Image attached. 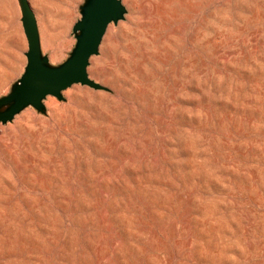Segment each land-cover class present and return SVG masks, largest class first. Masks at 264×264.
Segmentation results:
<instances>
[{"label":"rangeland","instance_id":"obj_1","mask_svg":"<svg viewBox=\"0 0 264 264\" xmlns=\"http://www.w3.org/2000/svg\"><path fill=\"white\" fill-rule=\"evenodd\" d=\"M81 1L29 0L53 64ZM122 2L87 68L106 89L0 122V264H264V0ZM20 18L0 0V95Z\"/></svg>","mask_w":264,"mask_h":264},{"label":"snow or ice","instance_id":"obj_2","mask_svg":"<svg viewBox=\"0 0 264 264\" xmlns=\"http://www.w3.org/2000/svg\"><path fill=\"white\" fill-rule=\"evenodd\" d=\"M78 20L80 35L71 57L63 64L53 65L41 56L39 47L26 71L14 84L6 99H0V110L8 105L10 111L19 112L31 104L40 103L48 94L70 86L74 79L86 71L88 58L96 51L109 26L120 27L119 20L127 10L121 0H82Z\"/></svg>","mask_w":264,"mask_h":264},{"label":"water","instance_id":"obj_3","mask_svg":"<svg viewBox=\"0 0 264 264\" xmlns=\"http://www.w3.org/2000/svg\"><path fill=\"white\" fill-rule=\"evenodd\" d=\"M17 1H18V4H19V7H20V11H21V18L20 19H21V22H22L23 31H24V34H25V37H26V41H27V50L25 51L26 63H25L23 72L21 73V75L16 80H14L10 84V87H9V90H8L7 93L10 92V90L14 86V84L19 81V79L21 78L22 74L26 71L28 65L31 62L32 56L35 54V52L37 50V47H39L41 56L46 57L49 60L47 54H45L42 51L37 18H36L35 13H34L32 7H31V4H30L29 0H17ZM121 2H122V0H121ZM122 4H123V2H122ZM82 6H83V4H82V1H81L78 4V11H79L80 15H81L80 8ZM126 11L124 12V14L126 13ZM124 14H123V17L121 19L124 18ZM78 20H79V18L74 22V24L72 26V35H73V37L75 39L74 45L70 49V51L68 52V55L65 58V60L62 61L61 63H58V64H63L65 61H67L71 57V55H72V53H73V51H74V49H75V47H76V45L78 43V39H79V35H80V29L78 27ZM102 39L100 40L99 44L97 45L96 51L92 52V54L89 56V58H88V66H89V63H90V58L92 56L97 55L99 53V46H100V44L102 42ZM50 63H51V61H50ZM51 64H53V63H51ZM58 64H53V65H58ZM88 66H87V68H88ZM87 68H86V71L84 73H82L78 78L73 80L71 85L75 84V83H80V84L88 85V86H90L92 88H95V89H106V87L104 85L94 81L93 79H91L89 77ZM67 87H69V86H65V87L59 88L55 93L48 94V95H53V96L57 97L58 99L62 100L63 99L62 91L64 89H66ZM5 94L0 95V99H6L7 97H6ZM46 96L41 99L40 103L31 104V105H28V106H32L37 112L45 113L44 99L46 98ZM19 112L10 111L8 105H4L3 109L0 110V122L1 123H6L8 121H11L15 117V115H17Z\"/></svg>","mask_w":264,"mask_h":264},{"label":"bare ground","instance_id":"obj_4","mask_svg":"<svg viewBox=\"0 0 264 264\" xmlns=\"http://www.w3.org/2000/svg\"><path fill=\"white\" fill-rule=\"evenodd\" d=\"M164 1V0H163ZM160 3V2H159ZM158 3V5L159 6H161L160 4ZM162 4V3H161ZM161 8V7H160ZM159 9V8H158ZM149 10H151V9H149ZM159 11V10H158ZM152 12H153V10H152ZM151 12V13H152ZM154 12H155V10H154ZM159 13V12H158ZM146 14V13H145ZM125 15V14H124ZM152 15V14H151ZM146 17H147V14H146ZM154 19L155 18H157V17H153ZM159 20V19H158ZM154 21V20H153ZM159 22V21H158ZM152 23H154V22H152ZM156 23V22H155ZM158 24V23H157ZM156 24V25H157ZM154 25V24H153ZM163 25V24H162ZM157 26H159V25H157ZM161 26V25H160ZM153 27H155V26H153ZM150 28V27H149ZM144 31V30H143ZM149 31V30H148ZM151 33V32H150ZM160 33V32H159ZM172 33H174V30H173V32ZM140 34H141V30L139 29L138 31H137V33L135 34V35H133V39H132V41H133V45L135 46V45H137L138 46V44H140V46H142L141 48L142 49H144L145 50V46H144V41H142L141 39H140ZM155 34H157V33H155ZM218 34V33H217ZM216 34V35H217ZM173 35V34H172ZM177 35V34H176ZM150 38V37H149ZM163 38V37H162ZM156 39V38H155ZM164 39V38H163ZM169 39H170V37H169ZM151 40V39H150ZM173 41H174V39H173ZM151 44V43H150ZM166 44V43H165ZM170 46V45H169ZM171 48V47H170ZM161 50V49H160ZM146 52H148L147 50H146ZM154 52V51H153ZM163 52V51H162ZM163 54V53H162ZM155 55V54H154ZM158 56V55H157ZM156 56V57H157ZM146 57V56H145ZM168 57V56H167ZM172 58V57H171ZM146 59H147V57H146ZM146 59H144V60H146ZM165 61V60H164ZM157 62H159V61H157ZM203 62V61H202ZM161 63V62H160ZM162 63H164V62H162ZM180 63V62H179ZM194 63H195V61H194ZM141 65V64H140ZM179 65V64H178ZM154 66V65H153ZM142 67V66H141ZM140 67V68H141ZM137 69V68H136ZM135 69V70H136ZM126 70V69H125ZM139 70V69H138ZM143 70V69H142ZM142 73L144 72V71H141ZM149 74V73H148ZM178 74V73H177ZM188 76V75H187ZM145 78V77H144ZM167 78V77H166ZM175 80H176V78H175ZM142 82V81H141ZM177 82H179V81H177ZM177 82H176V84H177ZM132 83V82H131ZM180 83V82H179ZM151 84V83H150ZM136 85V84H135ZM182 86V85H181ZM180 87V86H179ZM184 88V87H183ZM145 90V88L143 89V91ZM185 90V89H184ZM141 91V90H140ZM146 91V90H145ZM138 92V91H137ZM140 93V92H139ZM138 94V93H137ZM151 95V94H150ZM161 98V97H160ZM159 98V99H160ZM155 99H157V97L155 98ZM154 99V100H155ZM141 101V100H140ZM160 102L162 101V99L161 100H159ZM163 103H167V102H163ZM156 104H157V102H156ZM158 105H159V102H158ZM166 107V106H165ZM164 108V107H163ZM168 108V107H167ZM166 109V108H165ZM143 113V112H142ZM168 115V114H167ZM151 116V115H150ZM161 121V120H160ZM87 125V124H86ZM64 129V128H63ZM33 135H35V134H33ZM107 135V134H106ZM114 141V140H113ZM10 144H11V142H9ZM6 144V143H5ZM8 145V144H7ZM115 145V144H114ZM15 160V159H14ZM67 170H68V168H67ZM41 178V177H40ZM39 179V178H38ZM101 189V188H100ZM102 192V191H101ZM101 198V197H100ZM129 202V201H128ZM172 229V228H171ZM160 239V238H159ZM190 239V238H189ZM114 240V239H113ZM188 244V243H187ZM98 250V249H97Z\"/></svg>","mask_w":264,"mask_h":264}]
</instances>
